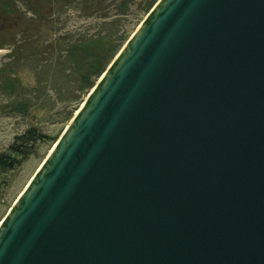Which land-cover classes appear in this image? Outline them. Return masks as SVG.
Listing matches in <instances>:
<instances>
[{
  "label": "water",
  "instance_id": "water-1",
  "mask_svg": "<svg viewBox=\"0 0 264 264\" xmlns=\"http://www.w3.org/2000/svg\"><path fill=\"white\" fill-rule=\"evenodd\" d=\"M0 264H264V0H157L2 218Z\"/></svg>",
  "mask_w": 264,
  "mask_h": 264
},
{
  "label": "rangeland",
  "instance_id": "rangeland-1",
  "mask_svg": "<svg viewBox=\"0 0 264 264\" xmlns=\"http://www.w3.org/2000/svg\"><path fill=\"white\" fill-rule=\"evenodd\" d=\"M125 1L11 0L18 12L9 13L10 9L1 6L5 0H0V42L4 44L0 48V68L4 69L0 81L9 83L16 80L13 91L7 88L0 90V154L8 152L15 136L29 128L56 138L53 143L39 142L20 166L7 173L0 172V222L90 90L78 84L72 63L65 56L66 48L79 36L96 32L103 20H114L115 23L106 24L107 30L101 34L115 39L118 32L119 35L127 33V40L149 12L144 8L150 0H128L127 8L120 7V3ZM32 15L52 16L44 20L47 23H41L33 31L28 30V38L34 44L25 48L27 39L21 30L20 20ZM86 15L106 16L99 19V23L96 18ZM31 23L37 25L39 21ZM10 44H22V48L14 51ZM57 60L62 67L57 65ZM96 83L94 81L93 84ZM13 107L23 112L14 111Z\"/></svg>",
  "mask_w": 264,
  "mask_h": 264
},
{
  "label": "trees",
  "instance_id": "trees-1",
  "mask_svg": "<svg viewBox=\"0 0 264 264\" xmlns=\"http://www.w3.org/2000/svg\"><path fill=\"white\" fill-rule=\"evenodd\" d=\"M156 2L157 0L148 1L146 7L144 8V11L148 12ZM128 4L129 2L128 0H126L125 2L120 3V7L127 8ZM1 6L2 8L10 9L9 13L18 12L16 9H14L15 6L11 2V0H5V3L1 4ZM48 16L52 15H32L31 18H23L20 20V24L23 25L21 30L23 31V34L27 39L24 41L27 42L25 48L29 46L33 47L32 45L34 44L33 41L29 40L28 38V35L30 34L28 30L33 31L34 29L38 28L41 23H47L44 20ZM86 16L96 18V20L100 23L99 19H103V17H105L106 15ZM34 21H39V24L32 25L31 22ZM109 23H115V21H101L100 27H98V30L96 32L91 34L85 33L82 36H79V38L74 40L73 43L70 42L65 50V56L67 58V61L70 62V64L72 63V72L76 76L78 84L85 89H91L93 87L94 81H97L98 78L104 73L108 65L117 54L118 49L126 40V36L128 35L127 33L119 35L118 32V35H116L115 39L113 38L114 36L111 35L105 37V35L101 33L107 30V25H110ZM1 42L0 48L4 45ZM114 42L115 44L112 45ZM22 44L19 46L10 44V46H12V50L16 51L22 48ZM56 63L58 66H63L58 62V60L56 61ZM9 66L12 65L10 64ZM3 71L4 69L0 68V78ZM14 81L16 82L15 79H12L9 83L0 81V90L7 88L8 90L13 91L15 89ZM12 109L16 112H23V110L19 109L18 107H13ZM14 140V143H12L8 148V152L0 154L1 173H7L20 166V164L33 153L34 148L39 142L53 143L56 138L40 134L36 129L29 128L22 134L15 136Z\"/></svg>",
  "mask_w": 264,
  "mask_h": 264
},
{
  "label": "bare ground",
  "instance_id": "bare-ground-1",
  "mask_svg": "<svg viewBox=\"0 0 264 264\" xmlns=\"http://www.w3.org/2000/svg\"><path fill=\"white\" fill-rule=\"evenodd\" d=\"M98 79H99V78H98ZM91 90H92V88L90 89V91H91ZM90 91H89V92H90ZM37 170H38V168L36 169V171L34 172V174L31 176V178H30V179L28 180V182L26 183V185L24 186V189H25V187L27 186V184L29 183V181L32 179V177L35 175V173L37 172ZM24 189H23V190H24ZM23 190L20 192L19 196L21 195V193L23 192ZM16 198H17V197H16ZM15 200H16V199H15ZM14 202H15V201H14ZM14 202H13V203H14ZM11 206H12V205H11Z\"/></svg>",
  "mask_w": 264,
  "mask_h": 264
}]
</instances>
